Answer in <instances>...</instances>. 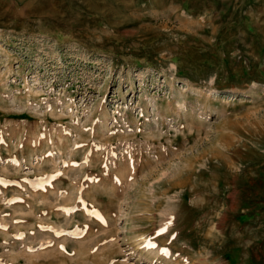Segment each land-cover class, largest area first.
I'll return each instance as SVG.
<instances>
[{
	"label": "rangeland",
	"instance_id": "374dc122",
	"mask_svg": "<svg viewBox=\"0 0 264 264\" xmlns=\"http://www.w3.org/2000/svg\"><path fill=\"white\" fill-rule=\"evenodd\" d=\"M0 264H264V0H0Z\"/></svg>",
	"mask_w": 264,
	"mask_h": 264
},
{
	"label": "snow or ice",
	"instance_id": "6c2138e0",
	"mask_svg": "<svg viewBox=\"0 0 264 264\" xmlns=\"http://www.w3.org/2000/svg\"><path fill=\"white\" fill-rule=\"evenodd\" d=\"M163 230H164V229H162L161 231H163ZM154 246H155V245H151V244L148 245V247H154ZM164 251H165V254H167V250L165 249Z\"/></svg>",
	"mask_w": 264,
	"mask_h": 264
}]
</instances>
